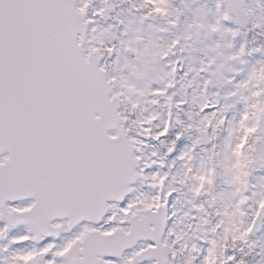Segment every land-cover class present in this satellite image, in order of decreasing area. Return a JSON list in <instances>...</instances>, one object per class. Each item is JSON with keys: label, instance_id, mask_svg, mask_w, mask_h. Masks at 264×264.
<instances>
[{"label": "snow or ice", "instance_id": "6c2138e0", "mask_svg": "<svg viewBox=\"0 0 264 264\" xmlns=\"http://www.w3.org/2000/svg\"><path fill=\"white\" fill-rule=\"evenodd\" d=\"M132 3L142 20L169 15L168 0ZM91 7L92 0H0V264H140L146 255L157 264L160 258L177 264L179 257L183 264H210L212 257L215 264H245L237 253L255 249L251 237L264 222V192L254 191L250 182L259 170L252 153L264 134V65L234 85L232 95L245 104L237 124L218 100L204 96L197 119L181 129L174 113L185 101L169 95L171 79L138 90L136 80L145 75L148 60L133 41L125 51L139 64L126 66L128 76L114 73L111 62L123 42H109L97 31L96 18L104 10ZM216 9L214 24L197 27L220 32L231 10L220 0ZM253 27L264 28V21ZM178 44L172 41L160 58L174 54ZM244 53L241 47L230 59ZM169 63L166 76L174 78L179 61ZM142 97H152L145 100L149 104L168 102L169 118L156 130L155 116L134 119ZM185 131L194 132L197 143L202 136L211 143L226 133L233 157L231 214L216 207L212 191L216 145L210 163L196 169ZM162 140L171 145L164 159L146 155L150 143ZM165 159L172 166L182 161L184 175L161 173ZM144 181L150 196L137 191ZM183 188L199 201L194 211L207 225V239L199 244L173 229L172 209Z\"/></svg>", "mask_w": 264, "mask_h": 264}, {"label": "rangeland", "instance_id": "374dc122", "mask_svg": "<svg viewBox=\"0 0 264 264\" xmlns=\"http://www.w3.org/2000/svg\"><path fill=\"white\" fill-rule=\"evenodd\" d=\"M106 0H92L91 10L103 9ZM116 10L111 14L110 19L105 18V14L97 17V31L102 32L109 42L122 41L118 43V54L111 62L114 73L118 76H128L129 71L126 66L139 64L136 55L125 51L129 41H133L132 47L137 52H144L145 59L148 60L147 70L143 78L136 80L137 89L162 87L171 79L173 87L169 90L174 100L185 101L180 110L175 111L174 119L179 121L176 126L184 129V126L197 119L196 113L202 97L207 96L210 100H218L221 111L227 115L233 124L240 120V114L245 109L244 102L240 95H232L235 91L234 85L238 81L246 79L253 69L264 65V28H254L253 24L264 21V0H248V12L251 14L252 22L248 32L238 26L233 15L231 20L224 22L220 32L210 33L206 28H198L197 25L214 24L217 19L216 5L218 0H168V16H153L148 20L141 19V13L133 7L132 0H114ZM225 9H229L224 0H220ZM175 21L174 25L169 21ZM229 29L231 31H229ZM237 34L233 36L231 33ZM136 36L140 39L136 40ZM179 40V44L166 59H161L159 53L167 50L172 41ZM244 47L245 53L240 60H232L230 57ZM262 47V52H254L253 49ZM179 61L178 72L175 77H167L170 70V61ZM243 61L241 63L240 61ZM212 62L208 71H200L202 67ZM182 66V68H181ZM184 73H187L185 75ZM207 81V85L205 84ZM231 81V83L229 82ZM247 95V92L243 93ZM152 97L140 98V107L134 113L136 121L143 120L152 115L157 119L152 127L157 129V125H162L168 120L169 107L166 99H160L156 104L146 103L145 100ZM136 131L135 124L131 125ZM238 134V133H237ZM187 139L186 150L192 155L191 165L199 169L207 166L211 154L212 144L216 147L214 151L218 153L216 157V181L212 185V191L217 196L216 207L225 209L231 214L233 203L232 193L234 186L231 183L229 169L233 162L231 152L225 144L226 133L221 132L213 140L212 144L206 147H195L197 136L194 132L185 131ZM235 137H233L234 141ZM171 146L169 141L150 143L146 155L151 157L156 153L157 157L164 159L166 149ZM256 151L252 155L257 159L255 167L259 169L253 172L250 177L251 184H255L254 191L264 192V138L255 145ZM244 166V160L240 161ZM173 162L165 159V167L160 169L161 173H168L170 177L180 178L184 175L182 161ZM146 181L137 185V191L145 195H151ZM194 203H199L192 193L183 188L178 191L174 202L173 211L177 213L176 223L173 229L185 234V239L199 244L201 238L207 239V225L204 223L201 214L194 211ZM195 216V219L193 217ZM241 219H247L241 217ZM226 222H228L226 220ZM255 238V249L243 255L237 253L245 264H264V225ZM230 231V226L225 228V232ZM235 235V232L233 233ZM247 251V249L245 250ZM177 264H183V258L179 257ZM210 264H215V258L210 259Z\"/></svg>", "mask_w": 264, "mask_h": 264}, {"label": "water", "instance_id": "95a60500", "mask_svg": "<svg viewBox=\"0 0 264 264\" xmlns=\"http://www.w3.org/2000/svg\"><path fill=\"white\" fill-rule=\"evenodd\" d=\"M225 1L229 5V8L231 10V15L235 17V20L237 21L239 26L246 29L251 22V15L248 14L246 10V7L248 5L247 3L248 0H225ZM105 9H106L107 17L110 16V13L115 11L112 0H108L106 2ZM262 136L264 137V134H262ZM208 144L210 143L208 142V137L206 136H202L199 140V143H196L197 146H204V145L206 146ZM262 224L263 222L257 224V229L252 235L253 237H255V235L262 230L261 229Z\"/></svg>", "mask_w": 264, "mask_h": 264}, {"label": "flooded vegetation", "instance_id": "af4514ba", "mask_svg": "<svg viewBox=\"0 0 264 264\" xmlns=\"http://www.w3.org/2000/svg\"><path fill=\"white\" fill-rule=\"evenodd\" d=\"M140 264H157V258L154 256L146 255L141 259ZM159 264H166L163 258H160Z\"/></svg>", "mask_w": 264, "mask_h": 264}]
</instances>
